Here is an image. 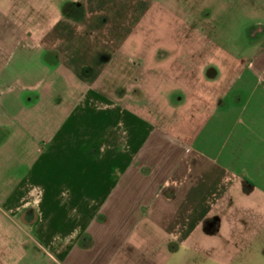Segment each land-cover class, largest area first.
I'll list each match as a JSON object with an SVG mask.
<instances>
[{
  "label": "crops",
  "instance_id": "obj_1",
  "mask_svg": "<svg viewBox=\"0 0 264 264\" xmlns=\"http://www.w3.org/2000/svg\"><path fill=\"white\" fill-rule=\"evenodd\" d=\"M131 2L0 1V264H264V0L215 35L192 0L208 59L159 102Z\"/></svg>",
  "mask_w": 264,
  "mask_h": 264
},
{
  "label": "rangeland",
  "instance_id": "obj_2",
  "mask_svg": "<svg viewBox=\"0 0 264 264\" xmlns=\"http://www.w3.org/2000/svg\"><path fill=\"white\" fill-rule=\"evenodd\" d=\"M1 1V0H0ZM123 2L125 0H118ZM162 1L164 3H162ZM192 0H132L131 3L125 4L126 11L122 16L124 21L126 20V30L129 33H133L137 36H144V40L136 42V49H151L153 56L151 57L152 66L167 68L168 73L163 70L162 76L156 74L157 80L153 81L149 92L150 98L153 102H159L162 98H168V101L175 100V89L173 86L176 84L190 85L192 83V74L183 73L181 67L193 66L199 61V64L203 65L208 59L206 54L200 58L195 57L192 53L194 48L192 42V35L196 31V22L193 21V15L189 9L190 2ZM233 0H206L204 4H210L211 6L218 7L212 10L210 14L209 10H201V26L206 33L212 34H224L231 33L236 34L240 31V23L238 19V14L231 8L234 7L229 5ZM151 2V8L143 11L142 6L145 3ZM179 2L183 3L182 9H180ZM165 3L167 4L165 7ZM207 6V5H205ZM206 19V20H205ZM181 28L182 39L180 38ZM203 42H197V44H202ZM209 42H205L206 46ZM220 43V42H217ZM216 43V44H217ZM204 46V47H205ZM207 48V46H206ZM165 54L166 56H161ZM179 57V55H182ZM176 71L180 72L177 73ZM182 71V72H181ZM177 76L182 78H177ZM169 85L168 92H164L154 86H158L159 82L164 81ZM157 81V82H156ZM156 84V85H155ZM170 98V99H169ZM174 107V105H172ZM170 107V106H169ZM175 110V109H174ZM172 113L174 111L171 110ZM29 235H32L29 233ZM31 237V236H30ZM21 236L18 235V239ZM9 240H12L9 238ZM27 235L23 234V261L22 264H56V262L46 254L44 250L38 249L37 246L32 242ZM20 241V240H19ZM10 251V250H9ZM11 252V251H10ZM36 257L38 259H36ZM10 260V259H9Z\"/></svg>",
  "mask_w": 264,
  "mask_h": 264
}]
</instances>
